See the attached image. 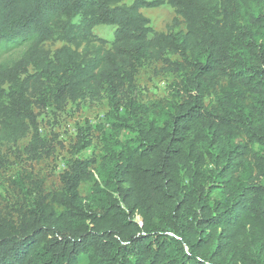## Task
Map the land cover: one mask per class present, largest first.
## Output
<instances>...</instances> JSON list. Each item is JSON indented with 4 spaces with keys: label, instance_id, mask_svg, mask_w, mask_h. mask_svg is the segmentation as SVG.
Returning a JSON list of instances; mask_svg holds the SVG:
<instances>
[{
    "label": "trees",
    "instance_id": "16d2710c",
    "mask_svg": "<svg viewBox=\"0 0 264 264\" xmlns=\"http://www.w3.org/2000/svg\"><path fill=\"white\" fill-rule=\"evenodd\" d=\"M126 1L0 0V153L28 135L27 152L48 149L35 108L110 105L101 156L0 216V264H264V0ZM164 4L185 30L150 26L141 9ZM169 53L178 106L146 118L133 73Z\"/></svg>",
    "mask_w": 264,
    "mask_h": 264
},
{
    "label": "rangeland",
    "instance_id": "374dc122",
    "mask_svg": "<svg viewBox=\"0 0 264 264\" xmlns=\"http://www.w3.org/2000/svg\"><path fill=\"white\" fill-rule=\"evenodd\" d=\"M132 2L127 0L125 3L130 5ZM141 12L155 31L167 32L174 20L183 30L186 28L183 18L168 4L145 7ZM114 31L112 25H100L94 29L107 47L114 39ZM65 45L78 48L84 57H90L89 48L85 51L84 44L77 46L55 39L46 42L45 48L54 52ZM181 61L178 54L169 53L165 61L147 60L136 67L131 98L142 105L144 117L152 118L157 112L178 106L181 76L172 70L170 62ZM109 110V100L104 94L95 99L69 101L63 108L54 104L35 108L39 133L46 140L48 149L39 150V154L27 152L30 135L4 144L0 153V216L16 220L31 201H50L55 193L63 189L61 175L70 169L75 160L101 156ZM84 139L92 141L90 146L83 145L87 143Z\"/></svg>",
    "mask_w": 264,
    "mask_h": 264
}]
</instances>
